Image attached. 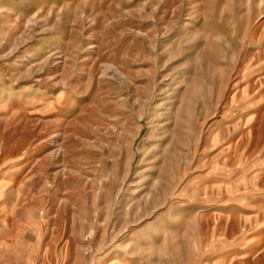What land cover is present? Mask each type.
Masks as SVG:
<instances>
[{"label":"rangeland","instance_id":"374dc122","mask_svg":"<svg viewBox=\"0 0 264 264\" xmlns=\"http://www.w3.org/2000/svg\"><path fill=\"white\" fill-rule=\"evenodd\" d=\"M0 264H264V0H0Z\"/></svg>","mask_w":264,"mask_h":264}]
</instances>
